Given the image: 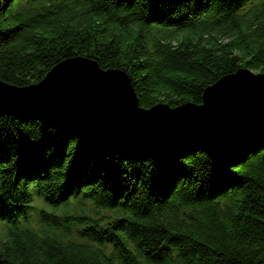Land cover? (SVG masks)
<instances>
[{"label":"trees","instance_id":"trees-1","mask_svg":"<svg viewBox=\"0 0 264 264\" xmlns=\"http://www.w3.org/2000/svg\"><path fill=\"white\" fill-rule=\"evenodd\" d=\"M83 57L126 73L141 108L200 105L264 73V0H0V80ZM0 264H264V140L231 159L103 155L0 115Z\"/></svg>","mask_w":264,"mask_h":264},{"label":"water","instance_id":"water-1","mask_svg":"<svg viewBox=\"0 0 264 264\" xmlns=\"http://www.w3.org/2000/svg\"><path fill=\"white\" fill-rule=\"evenodd\" d=\"M0 115H31L103 155L160 159L189 151L231 159L264 140V73L240 69L203 92L202 103L141 108L131 81L74 57L37 84L19 88L0 80Z\"/></svg>","mask_w":264,"mask_h":264}]
</instances>
